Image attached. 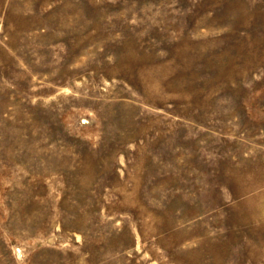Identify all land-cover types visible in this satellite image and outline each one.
<instances>
[{
    "label": "rangeland",
    "instance_id": "obj_1",
    "mask_svg": "<svg viewBox=\"0 0 264 264\" xmlns=\"http://www.w3.org/2000/svg\"><path fill=\"white\" fill-rule=\"evenodd\" d=\"M0 264H264V0H0Z\"/></svg>",
    "mask_w": 264,
    "mask_h": 264
}]
</instances>
